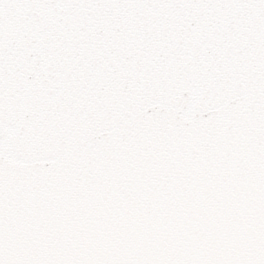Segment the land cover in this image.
<instances>
[{
  "label": "snow or ice",
  "instance_id": "1",
  "mask_svg": "<svg viewBox=\"0 0 264 264\" xmlns=\"http://www.w3.org/2000/svg\"><path fill=\"white\" fill-rule=\"evenodd\" d=\"M0 264H264V0H0Z\"/></svg>",
  "mask_w": 264,
  "mask_h": 264
}]
</instances>
